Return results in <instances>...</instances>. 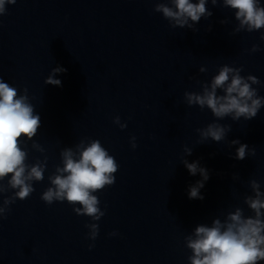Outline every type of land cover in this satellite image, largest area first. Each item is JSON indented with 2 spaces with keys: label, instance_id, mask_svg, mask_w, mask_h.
<instances>
[{
  "label": "water",
  "instance_id": "obj_1",
  "mask_svg": "<svg viewBox=\"0 0 264 264\" xmlns=\"http://www.w3.org/2000/svg\"><path fill=\"white\" fill-rule=\"evenodd\" d=\"M156 2L16 0L0 15V77L20 93L27 88L41 118L33 140L45 152L28 141V162L48 157L44 180L0 220V264H189L184 237L198 224L210 226L237 206L251 215L243 197L252 194V179L264 190V107L249 121H219L231 125L225 141L199 144L196 129L215 118L188 106L184 93L201 91L197 81L210 82L227 64L258 77L254 87L264 97V30L232 35L234 10L210 2L213 15L201 18L198 31L173 28L154 11ZM253 44L260 50L250 52ZM57 65L67 69L57 76L62 86L45 85ZM116 116L126 128L113 123ZM88 139H98L119 165L115 183L95 193L105 211L95 241L87 238L89 217L67 201L40 199L60 151ZM234 139L256 154L234 159ZM184 158L209 170L203 200L188 197L201 177L189 174Z\"/></svg>",
  "mask_w": 264,
  "mask_h": 264
},
{
  "label": "clouds",
  "instance_id": "obj_2",
  "mask_svg": "<svg viewBox=\"0 0 264 264\" xmlns=\"http://www.w3.org/2000/svg\"><path fill=\"white\" fill-rule=\"evenodd\" d=\"M214 7L220 5L234 10L238 22L232 35L241 31L255 32L264 30V4L261 0H158L154 11L161 13L173 28H188L198 31L196 25L201 18L208 19L213 13L206 7L208 3ZM16 0H0V15L6 13V5L15 4ZM227 24L228 21H220ZM210 30V26H209ZM260 40L264 41V31ZM260 50L259 45L253 44L250 52ZM67 69L57 65L52 68L45 78V85L62 86L57 78ZM207 69L200 67L199 72ZM243 67L227 64L221 66L212 76L210 82L197 81L201 91H186L184 100L188 106L198 105L201 110L207 108L215 118L204 128L196 129L199 134V144L212 140L220 143L227 139L231 131L230 124L219 121L231 118L238 122L255 118L262 107L264 97L258 94L261 81L254 75H241ZM222 93V94H221ZM113 123L121 129L127 127L116 116ZM41 127V118L35 112L31 103L28 89L18 92L16 87L4 82L0 77V220L6 218L11 211L10 205L16 200H26L35 191L34 182H42L47 170L48 157L28 162V141L32 149L44 153L45 149L33 138ZM136 137L130 138L133 149L137 147ZM229 147L238 145L234 159L244 160L249 155L254 156L255 148L241 143L238 139L228 141ZM184 154L190 156L192 148L185 147ZM181 163L189 174L201 179L189 186V199L203 200L201 189L210 178L209 170L200 165L199 161L189 162L184 158ZM119 165L114 156L110 155L98 139L80 140L75 147H65L60 151V164L48 176L50 186L41 194L40 199L46 204L67 201L73 206L78 216H87L90 223L87 238L95 241L99 234L98 221L105 215L100 207V199L95 194L115 183V173ZM238 174L233 180H238ZM6 181V182H5ZM251 195H244L243 203L251 215H245L242 207L228 211L225 218H214L211 225L198 224L191 234L184 237L185 247L190 250L189 264H260L264 262V190L261 183L255 179L249 181ZM11 192V195H6ZM106 207V206H105ZM110 236L118 235L112 232ZM94 247L89 245V249Z\"/></svg>",
  "mask_w": 264,
  "mask_h": 264
}]
</instances>
